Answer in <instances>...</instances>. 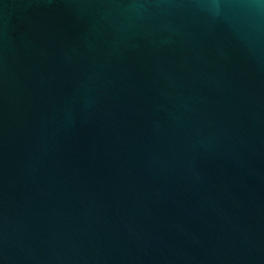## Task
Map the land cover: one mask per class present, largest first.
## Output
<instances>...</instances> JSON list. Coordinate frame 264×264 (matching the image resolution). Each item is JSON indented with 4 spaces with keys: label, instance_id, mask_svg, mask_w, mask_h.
Returning <instances> with one entry per match:
<instances>
[{
    "label": "water",
    "instance_id": "1",
    "mask_svg": "<svg viewBox=\"0 0 264 264\" xmlns=\"http://www.w3.org/2000/svg\"><path fill=\"white\" fill-rule=\"evenodd\" d=\"M0 264H264V0H0Z\"/></svg>",
    "mask_w": 264,
    "mask_h": 264
}]
</instances>
